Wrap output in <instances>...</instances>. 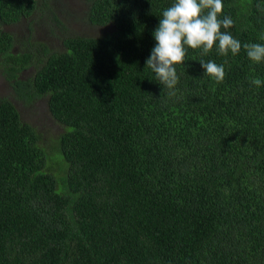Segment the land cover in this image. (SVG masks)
<instances>
[{"label":"trees","instance_id":"trees-1","mask_svg":"<svg viewBox=\"0 0 264 264\" xmlns=\"http://www.w3.org/2000/svg\"><path fill=\"white\" fill-rule=\"evenodd\" d=\"M79 1L109 30L72 35L55 0H0V66L57 129L0 98V264H264V62L188 48L169 96L145 62L174 0ZM222 3L242 45L264 44V0ZM46 20L57 47L35 39ZM23 21L17 49L6 29Z\"/></svg>","mask_w":264,"mask_h":264},{"label":"clouds","instance_id":"clouds-1","mask_svg":"<svg viewBox=\"0 0 264 264\" xmlns=\"http://www.w3.org/2000/svg\"><path fill=\"white\" fill-rule=\"evenodd\" d=\"M222 0H174L162 12L158 26L152 35L155 45L146 59L145 68L154 74V80L168 89L169 96L176 95L179 81L176 66L184 62L188 48L200 50L206 56L214 48L218 55H237L241 48L248 59L254 63L264 62V44L244 43L229 31L234 26L230 16H223ZM204 75L217 84L225 79L222 64L199 60ZM259 85L260 81H253Z\"/></svg>","mask_w":264,"mask_h":264},{"label":"rangeland","instance_id":"rangeland-1","mask_svg":"<svg viewBox=\"0 0 264 264\" xmlns=\"http://www.w3.org/2000/svg\"><path fill=\"white\" fill-rule=\"evenodd\" d=\"M53 9L57 12L58 16L65 22L68 30L72 35H81L87 37H93L98 35L99 33H104V31H108L110 26L107 25L102 28H93L89 24L84 22V5L79 0H55V3L52 4ZM28 26V22L23 21L18 23L15 26L9 27L6 30L11 31L16 34V48L20 49V42L17 44V39L21 40L24 34L27 33L26 28ZM33 29L35 32V39L39 41L45 42L50 47H57L58 40L51 36L50 28L52 27L51 21H44L43 23H36L33 25ZM55 31V29H54ZM55 34L58 35L59 32L56 30ZM1 64V62H0ZM34 71L33 68L27 69L24 72H21L19 75L20 79H25L26 77H31ZM5 97L9 99L20 112L22 119L31 124L32 126L43 130L47 136L56 135L55 132L57 129L53 126L48 114V110L46 107L45 99H37L31 103H25L20 101L18 96L15 95L11 86L7 80V75L4 74L2 67L0 66V98ZM47 136H45V141L47 142ZM54 160H58V155L54 156Z\"/></svg>","mask_w":264,"mask_h":264}]
</instances>
